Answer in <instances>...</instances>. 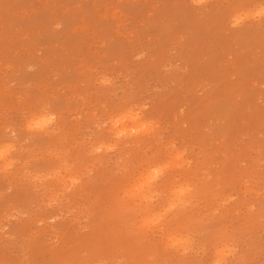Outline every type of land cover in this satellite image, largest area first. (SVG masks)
I'll list each match as a JSON object with an SVG mask.
<instances>
[{
  "label": "rangeland",
  "instance_id": "rangeland-1",
  "mask_svg": "<svg viewBox=\"0 0 264 264\" xmlns=\"http://www.w3.org/2000/svg\"><path fill=\"white\" fill-rule=\"evenodd\" d=\"M237 2L260 0H205L200 8L192 0H0V114L13 97L47 91L66 119L87 126L99 123L92 113L103 106L135 99L210 172L250 177L247 185L226 181L221 192L236 198L225 214L245 225V258L264 264V25L229 29ZM107 164L87 160L91 188L102 189ZM101 194L86 188L49 210L42 190L0 177V264L67 258L65 237L91 227L76 202ZM39 219L36 246L12 238Z\"/></svg>",
  "mask_w": 264,
  "mask_h": 264
},
{
  "label": "snow or ice",
  "instance_id": "snow-or-ice-1",
  "mask_svg": "<svg viewBox=\"0 0 264 264\" xmlns=\"http://www.w3.org/2000/svg\"><path fill=\"white\" fill-rule=\"evenodd\" d=\"M192 6L203 7L205 0H192ZM229 8V29L264 25V0ZM98 83L107 87L111 81ZM92 117L99 123L66 119L63 104L47 91L13 97L0 114V177L42 190L49 210L86 188L102 192L76 202L91 227L66 236L67 258L53 264H250L245 225L225 214L236 198L221 192L226 181L250 184L249 176L229 169L210 172L131 97ZM99 157L108 161V172L102 189H93L85 164ZM196 202L209 204V210H193ZM43 224L34 221L12 238L34 247Z\"/></svg>",
  "mask_w": 264,
  "mask_h": 264
}]
</instances>
